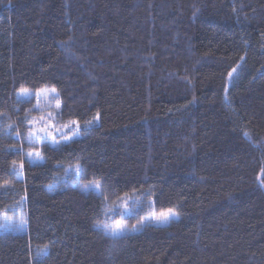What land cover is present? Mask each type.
<instances>
[{
    "label": "trees",
    "instance_id": "16d2710c",
    "mask_svg": "<svg viewBox=\"0 0 264 264\" xmlns=\"http://www.w3.org/2000/svg\"><path fill=\"white\" fill-rule=\"evenodd\" d=\"M47 87L82 135L33 163L18 93ZM125 195L130 224L180 218L114 238L97 224ZM18 209L0 264H264V0H0V216Z\"/></svg>",
    "mask_w": 264,
    "mask_h": 264
},
{
    "label": "rangeland",
    "instance_id": "374dc122",
    "mask_svg": "<svg viewBox=\"0 0 264 264\" xmlns=\"http://www.w3.org/2000/svg\"><path fill=\"white\" fill-rule=\"evenodd\" d=\"M52 89L53 88L47 87V88H43V90H45L43 92H41L42 89H40L35 92H28L27 94H21L20 92L18 93V96H20L21 99L33 101V105L31 108L32 114L30 117V121H33V123L30 124L31 130H38L41 128H45L47 132L51 133V135L48 136L47 139H41L37 142L31 143L32 145H38L39 148L32 149L29 152H32L33 154L38 152L40 156L42 157H43V154L41 151V146L43 144L48 143L52 145L51 141L54 139L55 141H58L60 145V144L68 143L72 141L73 139H76L82 135L80 125L75 120L70 121L65 124H60L58 120V114H59L61 103L58 97V93L56 91L52 92L51 91ZM38 92L40 93L39 96L36 95V93ZM57 105H59V107H57ZM41 117H43V120L41 119ZM68 138H71V139H68ZM28 159L32 162L29 156H28ZM42 161L43 159L37 162H42ZM73 169H72V172L78 177L80 173L79 171H77V167ZM92 185L93 184L88 185V186L91 188ZM93 191L100 193L101 188L99 190H93ZM137 201L138 200L136 198H133V196L131 197L130 195H125L121 198H118V200L115 201L113 204H111L110 208L107 210L106 212L107 222L105 224H111L116 221H120L121 223L127 226V231L123 233L125 234V233L139 232L147 224L165 226V225L170 224L172 221L178 220L180 218V215H178V216L171 217L167 222L157 221L156 219L153 218V215L155 214L156 216H158L161 212H166V211H156L155 209H153L150 212H148V214L142 216L134 224H130V221L127 220L126 218L136 214V211L140 207ZM21 215H23L24 218H26L23 210H20V209L14 211L10 215H7V214L1 215L0 216V233L5 232V231L16 232L14 231V225L18 222L19 217ZM5 216L9 217L10 219L5 220L4 219ZM26 228H27V225H26ZM26 228L24 231L16 232V233H23L26 231Z\"/></svg>",
    "mask_w": 264,
    "mask_h": 264
},
{
    "label": "snow or ice",
    "instance_id": "6c2138e0",
    "mask_svg": "<svg viewBox=\"0 0 264 264\" xmlns=\"http://www.w3.org/2000/svg\"><path fill=\"white\" fill-rule=\"evenodd\" d=\"M236 69H233L232 72H235ZM232 72L229 73V77L232 76ZM28 89H20V93L21 94H27L28 93ZM45 90H41V92H43ZM52 92H55L56 90L53 88L51 90ZM37 96L40 95V93H36ZM227 99V98H226ZM57 107H59V105H57ZM25 119H27V117H25ZM41 119L43 120V117H41ZM33 123V121H29V124ZM17 136H19V133H16ZM51 133L47 132L45 128H41L38 130H30L28 133V139L30 143H34L37 142L41 139H47L48 136H50ZM71 139V138H68ZM51 144L54 147H58L59 146V142L55 141L54 139L51 141ZM29 156V158L32 160L33 163H36L39 160H42L43 157L40 156V154L37 152L35 154H33L32 152H29L27 154ZM16 166V162H13V167L15 168ZM23 165H20V168H22ZM79 167H77V171H79ZM85 190H99L100 189V183L99 182H94L93 185L91 186V188L89 186H84ZM179 213L175 211V209H168L166 212H161L158 216H156L155 214L153 215V218L156 219L157 221H161V222H167L171 217L173 216H178ZM5 220L10 219L9 217L5 216L4 217ZM143 223V222H141ZM27 225V220L26 218H24L23 215H21L19 217L18 222L14 225V231L16 232H21L24 231ZM101 226V222H98L97 227ZM104 228V231L106 233H110L114 238L118 235L123 234L124 232L127 231V226L123 223H121L120 221H116L114 223L111 224H103L102 225ZM135 227V226H134ZM47 253V246H45V248L43 249H38L37 250V256H43Z\"/></svg>",
    "mask_w": 264,
    "mask_h": 264
}]
</instances>
